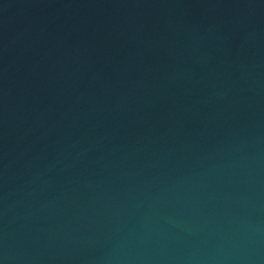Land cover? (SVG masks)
Segmentation results:
<instances>
[{
  "label": "water",
  "instance_id": "95a60500",
  "mask_svg": "<svg viewBox=\"0 0 264 264\" xmlns=\"http://www.w3.org/2000/svg\"><path fill=\"white\" fill-rule=\"evenodd\" d=\"M0 264H264V0H0Z\"/></svg>",
  "mask_w": 264,
  "mask_h": 264
}]
</instances>
